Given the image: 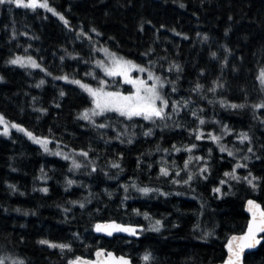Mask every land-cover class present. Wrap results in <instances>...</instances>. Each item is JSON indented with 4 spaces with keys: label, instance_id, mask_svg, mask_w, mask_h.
Masks as SVG:
<instances>
[{
    "label": "trees",
    "instance_id": "trees-1",
    "mask_svg": "<svg viewBox=\"0 0 264 264\" xmlns=\"http://www.w3.org/2000/svg\"><path fill=\"white\" fill-rule=\"evenodd\" d=\"M47 1L67 26L40 9L0 5V114L10 125L49 141L45 152L15 128L0 136V255L24 264H69L103 248L130 257L133 264H141L146 253L147 264L222 262L227 239L246 228L245 201L264 207V111L255 107L262 101L264 0ZM77 28L167 81L170 118L145 122L109 114L95 124L78 119L90 107L89 97L53 77L92 87L104 79L109 90L125 94L131 88L119 77L104 75L97 67L100 54L76 40ZM20 55L35 58L44 71L10 65ZM220 101L245 106L221 107ZM194 102L196 116L186 106ZM101 123L108 128L96 127ZM241 133L248 139L241 142ZM192 145L191 153L185 150ZM219 145L233 155L222 153ZM57 149L88 156L80 155L77 169L55 155ZM237 163L243 166L235 168ZM205 167L208 171L200 173ZM234 168L239 180L225 176ZM190 173L194 178L185 184ZM245 177H255V188ZM137 187L155 191L145 196ZM157 220L160 231L148 230ZM99 221L142 225L143 232L138 239L97 238L92 228ZM41 240L70 250L41 245ZM245 258L246 264H264V246Z\"/></svg>",
    "mask_w": 264,
    "mask_h": 264
},
{
    "label": "snow or ice",
    "instance_id": "snow-or-ice-1",
    "mask_svg": "<svg viewBox=\"0 0 264 264\" xmlns=\"http://www.w3.org/2000/svg\"><path fill=\"white\" fill-rule=\"evenodd\" d=\"M15 4L16 7H22V8H28L35 10L37 7L44 8L46 11L51 12L53 15L59 14L51 7H49L47 0H44L43 3H38V0H0V5L4 4ZM183 7V5H181ZM59 18L64 21L65 26H67L68 22L64 20L63 16H59ZM99 35V33H97ZM186 38V37H185ZM207 39V37H205ZM105 53L106 56V62H100L97 61V66L101 68L104 75L111 78L119 77L120 81L124 85H130L131 91L127 92L125 94L122 91L119 90H107L109 85L106 84L104 79H98V87H91L86 83H82L80 80L72 79L69 80L67 76L63 77H53L54 79H64L68 83H72L75 85H78L87 95L91 98L92 107L90 109H85L77 118L85 121H92L93 117L97 116H104L106 113H115L119 117H123L126 120H133V118H142L145 121L155 122L157 119L163 120L166 117L165 109L169 107L170 101L162 94L161 89L164 88V85L167 81H164L161 79L160 76L154 75V73L150 69H146L145 67L140 66L139 64L133 62L132 60L125 59L124 57H120L115 53L109 52L108 49H101ZM214 55V54H213ZM10 64L13 65H19L20 67H32V68H39L40 65L37 64L35 60H33L31 57L23 58L20 56H16L14 59L9 61ZM172 67L176 68V71L179 72L181 69L178 65H173ZM41 71H44V69H41ZM138 72V73H145L147 72V80L141 79L139 77H133L132 73ZM87 75H91V73H88ZM179 77H177L178 79ZM93 79H96L95 76H93ZM260 82L261 85L264 86V69H261L260 72ZM148 81H151L152 83L149 84ZM44 83L43 80L40 81L39 84H37V87H40ZM200 85H197V89H199ZM173 91H175V86L173 85ZM212 91H215L213 88ZM65 93L63 91L60 92V96L63 97ZM209 103H212V101H209ZM221 107H229L232 109L236 108H244V104H227L224 101H220ZM255 107L262 108L264 107V103H261L259 105H256ZM171 108L173 113L178 114V107L176 102L171 103ZM193 116H196V112L192 113ZM199 123L203 125L205 121L203 119L199 120ZM0 125H4V131L3 133H0V135H8L9 132V125L8 122L5 120V118L0 115ZM11 128H15L17 131L24 132L26 136H28L29 139H31L34 143L39 144L45 152H47L49 149L47 147L49 141L47 139H40L35 137L30 131L25 130L21 126L13 123L10 125ZM98 128H105L107 127L106 124H98L96 125ZM226 131V129H225ZM151 130L148 132H145L144 135H150ZM203 133H199L196 135V139L200 140L202 138ZM209 136L213 142H219L220 137L212 135L209 133ZM241 142L248 139V136L246 133L240 134ZM129 144L132 143V139L129 138L127 141ZM195 145H192L189 148H186L185 150L189 153L192 152V148H194ZM173 148L175 151L179 152L181 151L180 148H176L175 145H173ZM220 151L223 153L225 151H228V155L232 156L233 153L230 150H227L223 145H219ZM249 151H251V148H249ZM80 155L87 157V152H81ZM55 155H62L61 153L57 152ZM63 158L67 160L69 157L67 155H64ZM193 157L190 155L188 159L185 161V169H187L188 164L191 162ZM195 159L200 160V157H196ZM243 165L237 163L235 165V168H240ZM72 167L73 168H80L81 165L77 163L75 160L72 161ZM112 167L119 168L120 165L117 163H113ZM235 168L231 173H225V176H228L232 179L239 180L240 177H237L235 175ZM96 169L93 168V171ZM208 169L200 168V173L207 172ZM161 175L167 177L169 175L168 170L164 167H161L160 169ZM177 175H179V172H177ZM251 175V174H249ZM194 176L193 174H188L187 179L184 181L185 184H190V182L193 180ZM244 179L247 180V183L255 188V184L253 181L255 180V177L253 179H247L245 177ZM174 183H178L177 181H173ZM223 184L224 181H221ZM68 184L71 185L72 181L69 180ZM9 187H13L9 185ZM133 187H136L133 185ZM13 190H15L13 188ZM136 190L140 192L142 195L147 196L150 192L155 191L152 188L149 187H137ZM43 192L47 193V189H42ZM125 191H127V188H125ZM214 192H220L219 188L213 189ZM163 195V193H161ZM248 204V212L251 214V219L249 220L247 224V231L240 235V236H232L226 245L227 251H228V258L225 261V264H246V258H245V251L248 249H255L258 245H262V241H264V236L261 234H264V209H261V206L257 203H255L252 200H249L247 202ZM81 207L84 205L81 204ZM139 215V213L137 212ZM145 219H148L149 217L145 213ZM160 221L157 220L153 226H151L148 230L159 232L160 231ZM95 231L97 232H104L108 236H112L114 232H123L130 236H135L137 234V229L132 226H125L122 224H118L115 222H112L110 224H97L95 225ZM206 235H211V233H207ZM40 244H48L49 247L52 248H59L61 251L68 248L70 250V247L65 244H50L48 241L41 240L39 241ZM97 259L95 261H88L83 260L80 257H76V259L70 260L69 264H130V261L126 259L125 257H116L113 253L107 252L105 253L103 250H97L95 253ZM5 257H0V264H6ZM142 259L147 262L150 259V255L146 253ZM11 264H24L22 260H13Z\"/></svg>",
    "mask_w": 264,
    "mask_h": 264
},
{
    "label": "rangeland",
    "instance_id": "rangeland-1",
    "mask_svg": "<svg viewBox=\"0 0 264 264\" xmlns=\"http://www.w3.org/2000/svg\"><path fill=\"white\" fill-rule=\"evenodd\" d=\"M25 2H27V0H25ZM44 2V0H38V3H43ZM47 3H48V1H47ZM12 5H14L15 6V4L13 3ZM48 5H49V3H48ZM49 7H51L50 5H49ZM22 8V7H21ZM52 8V7H51ZM25 9H28V8H25ZM36 9H40V10H42L43 12H45V13H47V14H50L51 16H53L54 18H56L59 22H61L62 24H64L65 25V23H64V21H62L60 18H59V16H62L60 13H58L59 14V16L58 15H53L51 12H49V11H46L44 8H40V7H37ZM65 20V19H64ZM76 40H78V41H85V42H88L89 44H91V45H93L94 47H95V49H96V51L100 54V57L98 58V60L97 61H100V62H106V56H105V53L103 52V51H101V49H108L109 50V52H111V53H113L108 47H106V46H104L102 43H100L98 40H96V39H91V38H89L88 36H86V35H84L82 32H81V30L79 29V28H77L76 29ZM16 56H14V57H12L11 58V60L12 59H14ZM20 57H23V58H27V57H31V56H29V55H20ZM33 60H35L36 62H37V64H39L40 65V63L35 59V58H33V57H31ZM10 65H12V66H17V67H20L19 65H13V64H10ZM98 67V66H97ZM143 67V66H142ZM21 68H28V69H31V70H41L42 69V66L40 65V67L39 68H32V67H21ZM99 68V67H98ZM146 68V67H145ZM100 70H101V68H99ZM146 69H148V68H146ZM102 71V70H101ZM103 72V71H102ZM261 72V71H260ZM260 72H259V75H258V81H259V83H260V85H261V82H260V79H259V77H260ZM154 73V72H153ZM132 75H133V77H139V78H141V79H145V80H147V72H145V73H138V72H133L132 73ZM154 75H156V76H159V75H157V74H155L154 73ZM108 78H111V77H108ZM117 78V77H116ZM113 79V78H112ZM162 79V78H161ZM60 81H62V82H64V83H68V82H66L64 79H59ZM163 80V79H162ZM148 83L149 84H151L152 82L151 81H148ZM74 86H76L78 89H80L83 93H85L78 85H75V84H73ZM130 88H131V86L130 85H128ZM92 87V86H91ZM165 87H166V85H164V88L163 89H161V92H162V94L166 97V95H165ZM261 87H262V101H261V103H264V86H262L261 85ZM93 88H95V87H93ZM107 90H109V89H107ZM86 95H87V93H85ZM88 96V95H87ZM89 97V96H88ZM89 99H90V102H91V98L89 97ZM195 103V102H194ZM187 103L186 104V106L188 107V108H192V111H194V112H197L199 109V106L195 103ZM260 103V104H261ZM259 105V104H258ZM196 106H198L197 107V109H196ZM92 107V103H91V105H90V107L88 108V109H90ZM257 108V110H260V111H264V107H262V108H258V107H256ZM166 110H167V108L165 109V112H166ZM196 110V111H195ZM109 114H113V115H116V116H118L117 114H115V113H106L104 116H97V117H93L92 118V121L91 122H89V121H85V120H83V121H85V122H89V123H93V124H95L96 123V121L98 120V119H101L102 117H105V116H107V115H109ZM1 115V114H0ZM138 118V117H137ZM134 119V118H133ZM138 119H141L142 121H145V120H143L142 118H138ZM145 122H150V121H145ZM8 125H9V132L11 131V130H14V128H11L10 127V124L8 123ZM4 125H0V133H3V131H4ZM105 128H108V126L107 127H105ZM9 132H8V134H9ZM0 136H5V135H0ZM8 136V135H7ZM56 152H59V153H61L62 155H60V156H64V155H67L69 158L67 159V160H69L71 163H72V161L73 160H75L77 163H79V164H81L82 163V156H80V155H78V154H71V153H68V152H64V151H62V150H60V149H57V151ZM41 245H44V246H47V247H49L48 246V244H41ZM0 257H5V258H7L6 259V264H11V262L13 261V260H19V259H17V258H14L12 255H9V254H1L0 255ZM143 257V256H142ZM142 257L140 258L141 259V264H147V262H145L143 259H142Z\"/></svg>",
    "mask_w": 264,
    "mask_h": 264
},
{
    "label": "water",
    "instance_id": "water-1",
    "mask_svg": "<svg viewBox=\"0 0 264 264\" xmlns=\"http://www.w3.org/2000/svg\"><path fill=\"white\" fill-rule=\"evenodd\" d=\"M249 200L254 201L255 203H257V204H259V205L261 206V209H264L263 205H262L261 203H259L258 201L254 200V199H248V200H246L245 203H244V212H245V214H246L247 217H248V222H249V220L251 219V214H250V213L248 212V210H247V208H248V204H247V202H248ZM112 222H115V221H99V222L94 223L93 228H92V232H93L94 236L97 237V238H102V239H106V240H112V239H114V238H116V237H122V238H126V239H138V238L140 237L141 232H143V226H142V225H137V224H124V223H118V222H115V223L122 224V225H125V226H132V227L136 228V229H137V234H136L135 236H130V235H128V234H126V233H123V232H114L112 236H108V235H106L104 232H97V231H95V225H97V224L105 225V224H110V223H112ZM248 222H247V224H248ZM246 231H247V225H246V228H245V230H244V232H243L242 234H244ZM242 234H234V235H231V236L227 239V241H226V243H225V246H224L225 258H224V260H223L222 262L217 263V264H225V261H226L227 258H228V251H227V247H226V245H227V243H228V240H229L232 236H240V235H242ZM261 235L264 236V234H261ZM262 242H263V241H262ZM259 246H260V245H258L255 249H248V250H246V251H245V254H244L245 257H246L247 255L251 254V253L256 252V251L258 250ZM97 250H103L105 253H107V252H111V253H113L114 256H116V257H121V256H123V255H116L114 252H112V251H108V250L103 249V248H98V249H96V250L93 252L92 257H82V256H78V257H80V258L83 259V260L95 261V260L97 259L96 255H95V253H96ZM123 257H125L126 259H128V260L130 261V264H133L132 259H131L130 257H127V256H123ZM75 259H76V258H75ZM75 259H73V261H74Z\"/></svg>",
    "mask_w": 264,
    "mask_h": 264
}]
</instances>
